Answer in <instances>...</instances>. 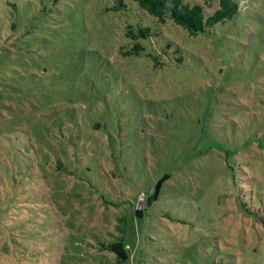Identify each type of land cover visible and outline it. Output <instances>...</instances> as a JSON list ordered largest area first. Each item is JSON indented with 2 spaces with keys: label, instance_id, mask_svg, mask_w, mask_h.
I'll use <instances>...</instances> for the list:
<instances>
[{
  "label": "rangeland",
  "instance_id": "374dc122",
  "mask_svg": "<svg viewBox=\"0 0 264 264\" xmlns=\"http://www.w3.org/2000/svg\"><path fill=\"white\" fill-rule=\"evenodd\" d=\"M76 2L89 38L113 63L104 61L116 93L106 101L111 109L101 108L103 119L102 111L93 115V127L105 121V132L91 136L88 146H70L86 168L78 163L72 173L48 177L45 190L67 228L64 241L91 237L87 230H94V224L103 229L102 209L109 205L114 217L125 216L126 240L137 252V264H201L199 253L212 249L210 239L202 241L205 236L222 248L240 250L248 239L254 253L248 259H230V264H264V255H255L264 252V227L243 212V202L256 195L255 185L262 183L264 189V0H242L236 16L211 32L191 35L175 23L163 24V33L186 50L178 68L171 63L154 68L144 54L135 61L117 57L114 23L103 11L113 0ZM88 4L92 7L85 11ZM100 21L101 34L93 26ZM116 72L124 78L115 81ZM137 95L139 105L129 108ZM212 102L218 106L212 108ZM220 103H230L224 110L230 113V141L216 134L218 121L209 116L212 111L218 116ZM165 172L173 177L160 201L148 206L144 196ZM4 177L8 185L9 177ZM26 183L29 188L23 191L29 196L32 182ZM136 208L144 215L134 214ZM98 214L104 215L102 223Z\"/></svg>",
  "mask_w": 264,
  "mask_h": 264
},
{
  "label": "trees",
  "instance_id": "16d2710c",
  "mask_svg": "<svg viewBox=\"0 0 264 264\" xmlns=\"http://www.w3.org/2000/svg\"><path fill=\"white\" fill-rule=\"evenodd\" d=\"M241 2L113 0L103 11L114 23L117 57L135 61L144 54L154 68L165 63L178 68L186 50L163 33L162 25L175 23L191 35L211 32L233 19ZM83 13L76 0H0V264H32L39 259L52 264H137L133 260L137 252L126 240L125 216L114 217L110 214L113 208L105 206L102 212L108 225L103 224L102 229L94 224V230H87L92 238L85 235L82 241H64L67 228L57 215L51 193L45 190L49 176L72 173L78 163L86 168L82 158L70 153V146L78 150L83 144L89 145L91 136L105 132V121L93 127V115L102 111L103 119V105L111 109L106 101L116 93L110 67L104 61L113 63L97 48L96 40L89 38ZM103 24L93 23L100 34ZM260 43L263 46L262 38ZM119 77L124 78L116 72L114 80ZM138 98L134 96L129 108H137ZM212 104V108L218 106ZM220 105L218 116H213L214 111L209 116L218 121L216 134L230 141L226 127L230 113L224 111L230 109V103ZM196 120L192 118L198 125ZM138 131L141 133L140 128ZM229 152L230 148L225 154ZM226 165L230 168L229 161ZM4 175L9 177L8 185ZM172 177V172H165L157 179L149 195L144 196L148 206L160 201L164 185ZM28 181L33 187L29 196L23 191L29 188L25 185ZM254 192L255 196L243 202V212L264 227L262 183L255 185ZM97 199L100 201L99 196ZM103 214H98L97 221L101 222ZM134 214L143 216L144 210L136 208ZM43 236L47 240L41 239ZM209 239L212 249L207 247L199 253L201 264H230V259H248L254 253L248 239L242 250L236 246L222 248L208 236L202 241ZM263 253L255 255L263 259Z\"/></svg>",
  "mask_w": 264,
  "mask_h": 264
}]
</instances>
